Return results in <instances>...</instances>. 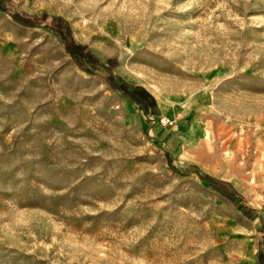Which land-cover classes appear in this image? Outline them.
<instances>
[{
	"label": "rangeland",
	"instance_id": "1",
	"mask_svg": "<svg viewBox=\"0 0 264 264\" xmlns=\"http://www.w3.org/2000/svg\"><path fill=\"white\" fill-rule=\"evenodd\" d=\"M10 2L162 109L0 11V264H260L264 0Z\"/></svg>",
	"mask_w": 264,
	"mask_h": 264
},
{
	"label": "trees",
	"instance_id": "2",
	"mask_svg": "<svg viewBox=\"0 0 264 264\" xmlns=\"http://www.w3.org/2000/svg\"><path fill=\"white\" fill-rule=\"evenodd\" d=\"M10 3V0H0V11L9 12L13 19L22 25L30 27L44 26L51 29L65 42L69 52L82 68L89 71H94L93 69H96L97 71L104 70L107 80L115 90H119L124 96L140 105L146 113H161L156 97L146 87L130 83L123 77L116 75L107 65L100 63L98 56H96L86 44L77 42L73 36L72 27L69 21L61 16H54L48 24H43L45 19H47L46 13L35 16H26L16 10H11ZM204 177L210 182V184L217 186L226 196L231 198L235 196L234 190H228V183L212 176ZM219 185H225L227 189L223 188V186L220 187ZM259 263L264 264V250L259 253Z\"/></svg>",
	"mask_w": 264,
	"mask_h": 264
},
{
	"label": "built area",
	"instance_id": "3",
	"mask_svg": "<svg viewBox=\"0 0 264 264\" xmlns=\"http://www.w3.org/2000/svg\"><path fill=\"white\" fill-rule=\"evenodd\" d=\"M162 123L165 124V125H169L172 123V120L168 117H163L162 118Z\"/></svg>",
	"mask_w": 264,
	"mask_h": 264
},
{
	"label": "bare ground",
	"instance_id": "4",
	"mask_svg": "<svg viewBox=\"0 0 264 264\" xmlns=\"http://www.w3.org/2000/svg\"><path fill=\"white\" fill-rule=\"evenodd\" d=\"M178 128H180V127H178ZM212 130H213V129H212ZM175 132H180V130H179V131L175 130ZM172 137H173V135H172ZM186 139H187V138H186ZM172 140H173V138H172ZM211 141H212V140H211ZM187 142L190 143V144L193 143V142H190L189 139H187ZM185 144H186V143H185ZM220 144H221V143H220ZM186 146H187V144H186ZM186 146H185V147H186ZM184 153H185V152H184ZM182 155H183V154H182ZM224 155H225V154H224ZM189 156H190V155H189ZM227 156H228V155H227ZM261 157H262V156H261ZM184 159H185V158H184ZM188 160H189V159H188ZM214 166H215V165H214ZM217 169H218V168H217ZM238 177H239V176H238ZM237 181H238V180H237Z\"/></svg>",
	"mask_w": 264,
	"mask_h": 264
},
{
	"label": "crops",
	"instance_id": "5",
	"mask_svg": "<svg viewBox=\"0 0 264 264\" xmlns=\"http://www.w3.org/2000/svg\"><path fill=\"white\" fill-rule=\"evenodd\" d=\"M160 107V106H159ZM162 108L160 107V110H161ZM172 133H174V132H172ZM170 135V134H169ZM188 139V138H187ZM199 163H204V162H202V161H199Z\"/></svg>",
	"mask_w": 264,
	"mask_h": 264
},
{
	"label": "water",
	"instance_id": "6",
	"mask_svg": "<svg viewBox=\"0 0 264 264\" xmlns=\"http://www.w3.org/2000/svg\"><path fill=\"white\" fill-rule=\"evenodd\" d=\"M141 107V106H140Z\"/></svg>",
	"mask_w": 264,
	"mask_h": 264
}]
</instances>
